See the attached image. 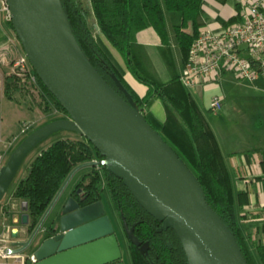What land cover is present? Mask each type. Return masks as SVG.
<instances>
[{
  "label": "water",
  "instance_id": "95a60500",
  "mask_svg": "<svg viewBox=\"0 0 264 264\" xmlns=\"http://www.w3.org/2000/svg\"><path fill=\"white\" fill-rule=\"evenodd\" d=\"M11 21L35 73L67 110L69 118L49 122L17 147L0 171V202L31 150L53 133L68 129L88 141L103 159L79 164L68 175L30 237L12 232L16 253L25 254L57 207L75 174L105 165L123 179L139 203L172 227L189 264H250L238 238L207 200L195 173L154 129L131 94L124 98L98 71L75 39L59 25L48 0H7ZM29 204L22 202L20 222L28 227ZM129 240L145 253L133 228ZM25 264H127L117 230L103 200L88 205L73 196L62 201Z\"/></svg>",
  "mask_w": 264,
  "mask_h": 264
},
{
  "label": "trees",
  "instance_id": "16d2710c",
  "mask_svg": "<svg viewBox=\"0 0 264 264\" xmlns=\"http://www.w3.org/2000/svg\"><path fill=\"white\" fill-rule=\"evenodd\" d=\"M90 2L96 19L94 25L90 23L83 0H62L75 39L98 71L124 98L127 99V94L123 87L131 94L149 124L192 169L205 190L208 202L235 232L248 262L264 264V227L256 230L242 228L247 215H241L240 208L248 201V195L241 191L236 196L217 137L199 103L181 81L172 49L168 20L172 23L185 65L191 46L203 27V0ZM148 28H153L160 38L159 52L171 75L167 82L162 80L146 45L139 40V33ZM96 31L123 57L129 73L147 86L144 96L127 81ZM33 72L46 97V110L53 106L68 115L34 69ZM27 78L32 80L30 75ZM19 80L16 75L5 79V96L18 103L21 101L15 94L22 89ZM157 102L164 108L163 117L155 111ZM100 159L103 156L86 138H61L42 150L14 192L15 198L29 204V230L35 228L70 172L81 163ZM88 168L90 171L74 184L70 195L85 206L102 200L105 191H108L123 230L126 223L133 228L142 244L149 243L148 251L143 253L129 240L124 230L129 242L131 264H189L177 232L172 227L163 228V220L151 215L139 203L122 178L105 165ZM51 224L52 221L49 226Z\"/></svg>",
  "mask_w": 264,
  "mask_h": 264
},
{
  "label": "rangeland",
  "instance_id": "374dc122",
  "mask_svg": "<svg viewBox=\"0 0 264 264\" xmlns=\"http://www.w3.org/2000/svg\"><path fill=\"white\" fill-rule=\"evenodd\" d=\"M83 1L89 12L90 23L94 25L96 23V19L91 7V2L90 0ZM168 25L172 49L174 51L176 62L180 67L182 66L181 50L178 46L170 20H168ZM96 34L99 39L105 43L106 49L108 50L112 59L117 63L121 72L124 73L125 78L126 76L130 77L123 57L111 44H107L105 40H102L103 37L99 35L98 31H96ZM20 56L21 51L15 49L11 54H9V61L14 63L18 58H20ZM19 69V67L16 68L9 76L16 75L20 79L19 81L22 89L17 91L15 95L16 98L21 102L18 103L12 101L6 96L4 97L2 94H0V138L2 139V141H0V150L6 153V158L8 160L17 147L22 143V141L33 131L49 122L58 119L69 118L67 114L59 111L53 106L51 109L49 108V110H46L48 108L46 107L44 100L46 97L44 96L41 87L37 85L35 80H29L26 74H17V71H21ZM32 73L34 74L33 69ZM131 77L134 78L132 74ZM32 82H34V85ZM252 83L255 82L245 80L240 81L237 80L232 74L228 73L222 77L218 85L206 89L204 98L198 95L195 96L200 103L201 109L207 120L217 130L221 137L222 132L224 133V136L226 133H229V136L232 134L237 135V133L241 135V131L249 133V131L255 127V123H257L258 118L264 114V102H262L260 98L262 97V93L252 89ZM218 94L224 95L226 97L225 104L220 110H212L210 106L212 97ZM155 111L158 113L160 111L164 112V108L160 103L157 102L155 104ZM61 138L81 139L84 137L74 131L63 129L45 138L31 150V152L22 162L14 180L0 202V214L2 218L5 217L4 223L6 225V227L2 226L0 228V237L3 236L4 233H9V227L14 228L15 226L21 227L22 231L20 234L23 238L27 236V227L23 226L20 222V218L23 213L22 202L24 200H16L14 197V192L19 181L27 174L29 166L35 160L37 155L42 150L47 149L56 140ZM248 138L250 139V135H248ZM88 171H90V169L86 168V170H83V172L78 177L72 179L68 189H73L74 184L82 177L85 172ZM104 200L108 206L110 205L113 211L114 208L107 190L104 193ZM113 213L117 220H120L115 210ZM13 216H18L19 223L13 222ZM49 218L44 225L48 224ZM119 234L121 236V245L125 255L124 260H126L127 264H131L128 238L122 228L120 229ZM40 237L41 234H39L38 239ZM12 239L14 238L12 237ZM14 243L15 239L13 244Z\"/></svg>",
  "mask_w": 264,
  "mask_h": 264
},
{
  "label": "crops",
  "instance_id": "0c3cea01",
  "mask_svg": "<svg viewBox=\"0 0 264 264\" xmlns=\"http://www.w3.org/2000/svg\"><path fill=\"white\" fill-rule=\"evenodd\" d=\"M237 0H203V27L210 29H220L222 26L229 23L236 16L237 11ZM103 39L107 44L109 41L102 35ZM139 40L144 43L147 50L162 78L163 81L167 82L171 79L169 70L160 55L159 44L160 38L153 28H148L139 33ZM21 51V56H25L23 47L17 37V34L11 25V20L8 18L6 12L0 10V94L5 97V79L16 69V62L12 63L9 61V54L14 50ZM182 56V55H181ZM28 70L31 74L32 69L30 64L27 65ZM184 64L178 66L179 73L183 71ZM126 76L127 81L131 86L141 95L144 96L147 93V86L138 82L135 77ZM251 88L257 92L262 93L261 100L264 102V79L261 78L255 83H252ZM189 89V88H188ZM193 96H200L204 98L206 89L202 86H198L196 89H189ZM196 99V97H195ZM197 100V99H196ZM226 101V97H225ZM198 102V100H197ZM199 103V102H198ZM225 104V103H224ZM200 105V103H199ZM201 107V106H200ZM159 116H164V112H157ZM210 124V123H209ZM211 125V124H210ZM217 140L219 142L221 151L225 158V161L230 170L233 186L236 196H239L241 191H244L248 195V201L245 202L240 208L241 215H247L243 219L242 228L243 229H253L256 230L259 227H264V114L260 116L249 133L241 131L239 133L232 134L222 132V138L217 130L211 125ZM250 135V139L248 138ZM83 171H79L75 174L73 179L78 177ZM72 181V180H71ZM71 183V182H70ZM70 185V184H69ZM69 187V186H68ZM65 190L63 196L61 197L57 207L54 209L50 215L48 224L52 221L60 203L67 199L70 195L72 189ZM16 200H22L16 198ZM107 208L108 214L110 215L113 224L119 235L121 244L120 229L122 228L120 220L114 215V209L110 205L108 206L104 198L102 199ZM18 216H13L14 219ZM4 219L2 222L4 223ZM5 224V223H4ZM14 226V225H12ZM16 227V226H15ZM19 227V226H18ZM12 228V227H10ZM21 228V227H20ZM123 229V228H122ZM22 230H20L21 233ZM125 257V255H124ZM126 261V260H125ZM127 263V262H126Z\"/></svg>",
  "mask_w": 264,
  "mask_h": 264
},
{
  "label": "built area",
  "instance_id": "2783aa9c",
  "mask_svg": "<svg viewBox=\"0 0 264 264\" xmlns=\"http://www.w3.org/2000/svg\"><path fill=\"white\" fill-rule=\"evenodd\" d=\"M237 4L235 20L217 30L202 29L193 42L181 73V81L187 88H212L228 73L240 81L264 79V0H237ZM0 10L11 20L7 0H0ZM15 62L21 70L17 74L30 75L36 81L28 70L30 62L26 55ZM224 103L225 96L218 94L212 97L210 106L212 110H220ZM7 162L6 153L0 150V171ZM2 219L0 214V228L6 227ZM14 222L19 223V219ZM8 229L9 233L0 237V264H25L24 254L15 252L11 235L21 228Z\"/></svg>",
  "mask_w": 264,
  "mask_h": 264
},
{
  "label": "bare ground",
  "instance_id": "6f19581e",
  "mask_svg": "<svg viewBox=\"0 0 264 264\" xmlns=\"http://www.w3.org/2000/svg\"><path fill=\"white\" fill-rule=\"evenodd\" d=\"M48 2L49 5L51 6L53 14L55 15V18L57 19L59 25L61 26L63 31L67 34V36L73 41L66 23L65 13L62 9L60 0H48Z\"/></svg>",
  "mask_w": 264,
  "mask_h": 264
},
{
  "label": "flooded vegetation",
  "instance_id": "af4514ba",
  "mask_svg": "<svg viewBox=\"0 0 264 264\" xmlns=\"http://www.w3.org/2000/svg\"><path fill=\"white\" fill-rule=\"evenodd\" d=\"M49 227V224L44 225L43 226V230L39 233L41 234V237L38 239L39 234L37 235V237L33 240V242L31 243L29 249L25 252L24 256L25 259L27 260L28 255L32 254V249L34 246H36V244H38V242H40L43 238H45L47 236V232L46 229ZM34 230V229H33ZM33 230H29V228L27 227V236L25 237L26 239H28V237H30L31 233L33 232ZM148 251V250H147ZM146 251V252H147Z\"/></svg>",
  "mask_w": 264,
  "mask_h": 264
}]
</instances>
